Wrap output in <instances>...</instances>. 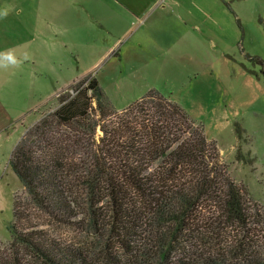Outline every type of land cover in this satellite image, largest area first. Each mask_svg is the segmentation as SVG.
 Returning <instances> with one entry per match:
<instances>
[{
	"label": "rangeland",
	"instance_id": "rangeland-1",
	"mask_svg": "<svg viewBox=\"0 0 264 264\" xmlns=\"http://www.w3.org/2000/svg\"><path fill=\"white\" fill-rule=\"evenodd\" d=\"M197 1L207 19L197 9L189 12L181 0L169 4L177 16L164 13L157 21V13H148L145 22L136 18L114 28L92 19L94 8V16L110 15L97 0H0V97L7 109L0 117V264L18 259L41 264L24 249L11 247L14 197L30 201L8 162L24 133L54 112L58 97L73 92L70 85L87 74L97 78L113 107L105 125L142 117L126 107L155 90L203 126L242 189L252 224L249 233L228 225L214 228L212 221L205 222L204 208L205 216L191 228L214 236L216 250L229 257L240 253L264 260V0ZM52 134L72 144L66 145L72 151L64 161L76 224L52 221L32 204L28 209L50 237L80 249L93 264H106L103 236L110 233V198L100 188V226L86 204L92 154L102 132L59 126ZM174 228L169 223L147 233L168 242ZM177 242L181 246L183 237Z\"/></svg>",
	"mask_w": 264,
	"mask_h": 264
},
{
	"label": "trees",
	"instance_id": "trees-1",
	"mask_svg": "<svg viewBox=\"0 0 264 264\" xmlns=\"http://www.w3.org/2000/svg\"><path fill=\"white\" fill-rule=\"evenodd\" d=\"M70 88L73 92L58 97L54 112L24 133L9 158L33 210L57 223L76 224L78 210L67 187L64 161L72 151L66 145L72 144L55 139L52 133L59 126L94 133L99 129L102 135L95 141L86 204L92 221L100 226L104 220L97 208L100 188L110 198V233L103 236L106 264H264L240 253L231 258L216 250L214 236L191 228L195 219L205 216L204 208L208 210L205 222L209 219L214 228L228 225L249 233L252 217L216 143L208 141L203 126L180 104L150 90L126 107L142 117L105 125L113 107L97 78L87 74ZM237 132L241 139L239 126ZM29 204L15 195L8 228L11 247L24 249L41 264H93L80 249L61 244L39 228ZM169 223L175 228L168 242L147 233L151 227Z\"/></svg>",
	"mask_w": 264,
	"mask_h": 264
},
{
	"label": "crops",
	"instance_id": "crops-1",
	"mask_svg": "<svg viewBox=\"0 0 264 264\" xmlns=\"http://www.w3.org/2000/svg\"><path fill=\"white\" fill-rule=\"evenodd\" d=\"M101 6L105 7L110 15L108 16H94L96 14V9L94 8L92 12V19L98 24L103 26H112L114 28H119L121 22H132L136 20V18L143 19L144 22L148 20L149 15H154L157 13L159 21L164 13H171L173 16L178 13L174 12L173 7L170 8L169 4L175 2L179 4L181 0H97ZM184 2V6L188 8L189 12L193 10H199L200 14L207 19L209 16L206 11L199 7L201 4L197 0H182ZM198 6V7H196ZM86 9V7L83 5ZM193 14V12H192ZM145 25V24H143ZM142 24L137 26L136 29H142ZM6 105L3 99L0 97V117L3 116L6 112ZM5 121L8 118L3 119ZM2 123V122H1Z\"/></svg>",
	"mask_w": 264,
	"mask_h": 264
}]
</instances>
